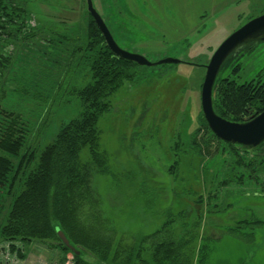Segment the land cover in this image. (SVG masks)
Listing matches in <instances>:
<instances>
[{"label": "rangeland", "instance_id": "374dc122", "mask_svg": "<svg viewBox=\"0 0 264 264\" xmlns=\"http://www.w3.org/2000/svg\"><path fill=\"white\" fill-rule=\"evenodd\" d=\"M92 1L122 50L152 63L181 61L136 65L134 80L111 97L109 111L98 122L107 175L96 172L87 149L80 153L97 208L114 239L141 248L142 258L161 243L187 241L192 253L200 244L205 247L204 261L193 264H264V171L258 184L247 178L245 165L237 164L238 149L212 141L206 156L199 146L190 145L202 128L206 65L230 34L264 14V0ZM31 2L27 8L36 22H60L61 17L78 21L74 33L86 38L84 0ZM48 48L22 41L8 80L0 83V124L3 112L19 115L26 132L17 189L12 197L8 186L0 189V226L41 153L64 126L85 112L78 91L92 80L84 48L68 42L58 44L57 54L47 53ZM247 49L238 70L228 64L217 79L238 85L263 82L264 42ZM5 50L12 53L15 46ZM243 155L245 161L248 154ZM12 161L15 171L22 157ZM202 237L208 239L201 241ZM54 245L16 243L15 250L26 259L12 252L6 260L38 264L42 259L53 264ZM64 256L74 260L71 253ZM83 259L93 262L86 255ZM1 260L3 256L0 264Z\"/></svg>", "mask_w": 264, "mask_h": 264}, {"label": "trees", "instance_id": "16d2710c", "mask_svg": "<svg viewBox=\"0 0 264 264\" xmlns=\"http://www.w3.org/2000/svg\"><path fill=\"white\" fill-rule=\"evenodd\" d=\"M31 1L0 0V83L8 80V74L16 62L17 47L22 41L32 42L35 47L45 44L49 47L47 53L54 54H57L59 43H81L90 65L92 81L78 91L85 110L83 117L64 126L56 139L44 149L35 171L25 178L19 194L12 201L7 217L0 226V259L17 254L25 260L26 256L20 250H15L16 243L23 246L48 243L55 244L53 254L57 253L54 258L57 264L66 261L64 255L67 253L74 255L75 264H193L195 260L202 263L205 247L201 244L192 253L187 241L161 243L146 258H142L141 248L124 245L114 239L113 230L102 220L97 208L91 177L87 175L85 164L80 161V153L87 149L96 172L108 174L105 154L100 151L98 122L109 111L113 94L124 83L134 80L137 66L117 58L109 51L87 9L86 38L82 39L74 33V30L77 32L74 23L78 21L66 22L61 17V23L47 20L36 22L33 12L27 8ZM32 20L35 21L33 25ZM10 45L15 46L12 53L5 50ZM250 46L230 56L221 70L228 64L238 70V61L246 55ZM213 90V110L227 121L241 123L264 110V81L238 85L228 78H220L216 79ZM1 114L0 189L8 186V191L12 190V197L17 189L14 185L18 171L25 159L20 153L26 141V132L19 123V115ZM201 120L202 128L196 130L190 145L199 146L206 156L204 151L209 150L212 141L217 142V146L238 149L241 152L237 156V164L245 165L247 178L252 177L260 184L264 157L256 150L250 152L220 141L208 129L202 115ZM244 153L248 154L246 162L241 159ZM20 157L22 161L14 171L12 158ZM56 228L62 231L72 250L61 242ZM204 239L208 238L202 237L201 241ZM84 255L93 262H86ZM38 264L46 262L41 259Z\"/></svg>", "mask_w": 264, "mask_h": 264}, {"label": "water", "instance_id": "95a60500", "mask_svg": "<svg viewBox=\"0 0 264 264\" xmlns=\"http://www.w3.org/2000/svg\"><path fill=\"white\" fill-rule=\"evenodd\" d=\"M85 3L87 12L99 29L105 45L117 58L144 67L181 63L180 60L170 58L152 63L142 55L122 50L114 40L101 15L94 7L93 1L85 0ZM261 42H264V14L249 20L230 34L218 46L205 67L206 72L201 86V112L208 129L220 141L237 145L250 152L257 150L262 144L264 146V110L260 114L251 116L241 123L227 121L218 116L213 110V88L223 64L230 56L243 47L257 45ZM260 155L264 157V148ZM56 232L61 242L71 249L62 231L56 228Z\"/></svg>", "mask_w": 264, "mask_h": 264}, {"label": "built area", "instance_id": "2783aa9c", "mask_svg": "<svg viewBox=\"0 0 264 264\" xmlns=\"http://www.w3.org/2000/svg\"><path fill=\"white\" fill-rule=\"evenodd\" d=\"M6 257L7 256H3L2 264H8V261L6 260ZM15 264H16V262H15ZM55 264H57V263H55ZM62 264H75V263L73 262V259L72 258L71 259L70 258H67L66 261H64Z\"/></svg>", "mask_w": 264, "mask_h": 264}, {"label": "flooded vegetation", "instance_id": "af4514ba", "mask_svg": "<svg viewBox=\"0 0 264 264\" xmlns=\"http://www.w3.org/2000/svg\"><path fill=\"white\" fill-rule=\"evenodd\" d=\"M249 46H250V45H249ZM252 46H253V45H252ZM252 46H251V47H252ZM237 147H238V146H237ZM263 148H264V146H263V144H262V146L259 147V148L256 150V152L260 154V153L262 152V149H263Z\"/></svg>", "mask_w": 264, "mask_h": 264}]
</instances>
